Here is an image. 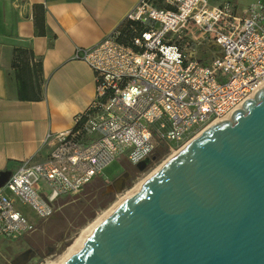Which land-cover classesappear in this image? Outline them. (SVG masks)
<instances>
[{"label":"built area","instance_id":"2783aa9c","mask_svg":"<svg viewBox=\"0 0 264 264\" xmlns=\"http://www.w3.org/2000/svg\"><path fill=\"white\" fill-rule=\"evenodd\" d=\"M140 0L121 25L74 59L92 72L94 97L73 127L48 134L39 163L0 186V245L23 239L121 160L137 166L157 143L177 153L264 88V0L238 13L230 1ZM128 27L122 32V27ZM208 49L201 57L200 47Z\"/></svg>","mask_w":264,"mask_h":264},{"label":"water","instance_id":"95a60500","mask_svg":"<svg viewBox=\"0 0 264 264\" xmlns=\"http://www.w3.org/2000/svg\"><path fill=\"white\" fill-rule=\"evenodd\" d=\"M63 264H264V88L167 159Z\"/></svg>","mask_w":264,"mask_h":264},{"label":"crops","instance_id":"0c3cea01","mask_svg":"<svg viewBox=\"0 0 264 264\" xmlns=\"http://www.w3.org/2000/svg\"><path fill=\"white\" fill-rule=\"evenodd\" d=\"M139 1L0 0V174L43 161L46 136L73 127L94 97L92 72L75 50L99 43ZM224 1L242 13L254 0H209Z\"/></svg>","mask_w":264,"mask_h":264},{"label":"rangeland","instance_id":"374dc122","mask_svg":"<svg viewBox=\"0 0 264 264\" xmlns=\"http://www.w3.org/2000/svg\"><path fill=\"white\" fill-rule=\"evenodd\" d=\"M245 2L241 7L245 6ZM199 49L201 51L197 53V57H201L204 52L209 54L204 46ZM170 156L172 154L166 153L159 162L148 166L142 173H131V177L125 182L124 189L121 191L116 189L108 191L109 185L120 176L121 168V164L117 162L111 164L104 170V179L95 178L78 195L63 196L59 210L45 221L36 219L27 207L18 204V210L33 223L34 230L23 239L1 244L0 264H12L17 256L25 252H29V259L25 264L58 263L89 224L109 210L135 185L145 180L156 168L171 158ZM105 193H109V197L101 200V194Z\"/></svg>","mask_w":264,"mask_h":264},{"label":"bare ground","instance_id":"6f19581e","mask_svg":"<svg viewBox=\"0 0 264 264\" xmlns=\"http://www.w3.org/2000/svg\"><path fill=\"white\" fill-rule=\"evenodd\" d=\"M176 153H174L172 156L173 157ZM170 159V158H169ZM161 166V165H160ZM159 166V167H160ZM156 168L148 177L139 182L137 185H135L134 188L129 190L121 199H119L118 202L113 204L109 210L105 211L102 215L97 217L91 224H89L79 235V237L73 242V244L66 250L67 252L62 256V258L58 261L56 264H63L71 255H73L75 252H77L86 239L90 236V234L95 230V228L103 221L105 220L119 205H121L124 201L129 199L134 193L138 190V188L147 180L149 177H151L158 169Z\"/></svg>","mask_w":264,"mask_h":264},{"label":"trees","instance_id":"16d2710c","mask_svg":"<svg viewBox=\"0 0 264 264\" xmlns=\"http://www.w3.org/2000/svg\"><path fill=\"white\" fill-rule=\"evenodd\" d=\"M155 4H156V6H158V7H163V5H162V0H155ZM120 29H122V32H127L128 31V27H126V26H124V27H122V28H120ZM15 53H17V56H16V58H18L23 52H22V50L21 49H17V50H15ZM40 62H39V67H40ZM13 66H14V63H13ZM166 153H167V149H166V146L164 145V144H162V143H157V146H156V150H155V154L152 156V161L150 162V164L149 165H147V166H142L141 168H138V167H136V169H135V172L134 173H142V172H144L147 168H148V166H151L152 164H155V163H157V162H159V160L164 156V155H166ZM93 182V181H92ZM91 182V183H92ZM109 196H106V197H102L101 198V200H103V199H107Z\"/></svg>","mask_w":264,"mask_h":264},{"label":"flooded vegetation","instance_id":"af4514ba","mask_svg":"<svg viewBox=\"0 0 264 264\" xmlns=\"http://www.w3.org/2000/svg\"><path fill=\"white\" fill-rule=\"evenodd\" d=\"M118 163L121 164L120 174L119 175H121L123 173H128L129 178H130L131 177V173L135 172L136 166H132L127 161L121 160ZM101 195H102V197H106V196H109V193H105V194H101Z\"/></svg>","mask_w":264,"mask_h":264}]
</instances>
